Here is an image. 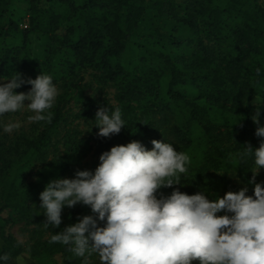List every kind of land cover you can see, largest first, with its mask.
Here are the masks:
<instances>
[{
    "label": "trees",
    "instance_id": "obj_1",
    "mask_svg": "<svg viewBox=\"0 0 264 264\" xmlns=\"http://www.w3.org/2000/svg\"><path fill=\"white\" fill-rule=\"evenodd\" d=\"M0 0V83L15 72L26 80L40 72L53 78L59 90L51 123L34 122L28 131L0 134V254L7 264H82L50 236L83 215L93 214L77 204L62 210L57 228H45L39 193L48 181L66 178L77 170H94L99 155L110 147L137 140L147 149L151 140L173 144L189 155L188 172L173 188L187 194L202 189L209 199L238 191L247 184L253 194L249 165L236 154L249 144L259 147L251 116L260 111L264 125V7L259 0ZM159 21L145 34L138 28L147 10ZM27 19V26L21 24ZM46 36L42 54L33 56L30 35ZM259 69V71H257ZM91 70L98 83L115 88V103H83L82 116L94 120L100 107L121 109L125 126L118 134L98 136L92 128L83 140L78 131L62 135L72 92L83 87V71ZM23 84L16 92H27ZM148 140V142H146ZM61 148V149H62ZM96 158L88 169L87 153ZM261 169L256 182H263ZM9 210L48 230L49 237L29 247L5 232L1 213ZM223 213H218V215ZM94 215V214H93ZM103 226V222H99ZM20 258V260H18ZM195 264V262H193Z\"/></svg>",
    "mask_w": 264,
    "mask_h": 264
},
{
    "label": "clouds",
    "instance_id": "obj_2",
    "mask_svg": "<svg viewBox=\"0 0 264 264\" xmlns=\"http://www.w3.org/2000/svg\"><path fill=\"white\" fill-rule=\"evenodd\" d=\"M6 81L0 83V117L27 108L33 113L29 121L51 123L59 90L50 75L40 72L25 80L15 72ZM23 84L31 85L27 92L14 91ZM260 115L257 109L251 120L254 134L264 138ZM93 121L102 137L126 125L119 107L98 108ZM20 126L9 121L2 130L11 133ZM151 144V149L137 140L114 145L99 155L94 170L48 181L39 193L45 228L61 225L65 207L81 204L94 214L52 234L49 243L66 246L82 264H91L93 256L98 264H264V182L255 180L264 169V139L259 147L249 144L236 154L238 163L252 162L247 183L253 194L246 195L245 184L214 199L204 189L191 195L178 188L168 195L159 192L181 185L190 157L165 139ZM8 261V254H0V264Z\"/></svg>",
    "mask_w": 264,
    "mask_h": 264
},
{
    "label": "rangeland",
    "instance_id": "obj_3",
    "mask_svg": "<svg viewBox=\"0 0 264 264\" xmlns=\"http://www.w3.org/2000/svg\"><path fill=\"white\" fill-rule=\"evenodd\" d=\"M264 7V0H259ZM17 6L26 9V3L23 0H17ZM159 21L158 13L156 10H147L143 17L139 20L138 30L145 34L150 33ZM27 26V19L21 24V28ZM46 41V36L38 33L30 35V48L33 56H39L42 54L43 44ZM84 81L81 90L72 92L71 99L66 107L67 123L66 126H61L59 128L57 139L59 140L57 151L63 150L62 148V135L66 130L79 132L80 137L83 140L88 138V134L92 128L97 129L93 124L94 121L90 117L82 116L84 112L83 103L88 99L94 100L97 106H102L105 103L114 104L115 103V88L111 85H103L98 83L97 79L94 78V74L91 70L83 71ZM28 103V101H25ZM33 115L32 112L28 111L27 108L22 109L19 112L6 114L4 117H0V122L8 123L9 121H18L20 123V128L14 130L11 133L14 134L19 131H28L34 122L28 120V117ZM2 123H0V134L5 133L2 130ZM148 142V140L146 141ZM62 148V149H61ZM96 156L93 151L87 153L83 160V166L88 169L92 162L95 160ZM75 174L66 176V178H74ZM261 180L264 182V174L261 175ZM2 226L6 233L12 235L17 241L23 240V243H19L24 247H29L37 241L43 240L49 237L50 233L48 230H44L41 233L37 232V225L34 223H28L20 215L13 213L9 210H5L1 213ZM64 254L62 252L55 254L53 262L54 264H64ZM91 264H98V258L95 256L90 258Z\"/></svg>",
    "mask_w": 264,
    "mask_h": 264
},
{
    "label": "built area",
    "instance_id": "obj_4",
    "mask_svg": "<svg viewBox=\"0 0 264 264\" xmlns=\"http://www.w3.org/2000/svg\"><path fill=\"white\" fill-rule=\"evenodd\" d=\"M25 27H26V25H25Z\"/></svg>",
    "mask_w": 264,
    "mask_h": 264
}]
</instances>
